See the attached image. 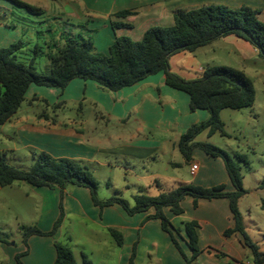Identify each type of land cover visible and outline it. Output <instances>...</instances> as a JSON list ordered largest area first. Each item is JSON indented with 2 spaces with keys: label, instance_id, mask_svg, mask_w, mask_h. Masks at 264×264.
I'll list each match as a JSON object with an SVG mask.
<instances>
[{
  "label": "crops",
  "instance_id": "obj_1",
  "mask_svg": "<svg viewBox=\"0 0 264 264\" xmlns=\"http://www.w3.org/2000/svg\"><path fill=\"white\" fill-rule=\"evenodd\" d=\"M23 1L42 11L35 14L37 19H32L34 14L11 1L0 0V47L22 40L18 59L33 61L40 69L42 64L37 59L46 54L42 44L47 43V33L51 31L47 19L55 15L85 18L95 50L104 54L108 53L116 36L139 40L151 26L173 24V12L178 8L210 3L232 7L246 5L257 9L259 19L264 22V0H63L65 6L60 7L49 4L51 0ZM125 9L133 13L126 17L114 16ZM112 22L128 23L130 26L113 28ZM221 38L235 45L237 59L243 66L249 65L258 56L257 50L242 38L232 34ZM43 67L45 70L47 63H43ZM169 68L181 76L173 67ZM200 70L204 68L200 67ZM189 102L187 93L165 84L163 71L116 91L81 78H73L63 89L32 83L15 114L0 125V154L9 164L22 169L29 168L41 151L54 158H70L89 170L91 167L113 168L118 163H125L121 185L128 189L130 180L126 179L133 178L131 185L137 190L136 194L156 195L186 183L205 187L223 185L225 190L230 191L233 186L220 158H212L195 148L191 160L187 162L178 149L180 136L191 125L208 117L206 110L191 111ZM192 164H197L195 171H191ZM136 165H141L142 172L135 171ZM91 172L94 173L95 168ZM19 182L29 186V191L37 195L40 209L46 213V222L51 227L58 215L60 189ZM15 183L0 186V191L20 186ZM105 185L111 195L118 191L122 196L116 188L117 182L111 184L106 181ZM99 190L100 186L98 193ZM150 191H154L153 194ZM193 203V198L186 196L181 201L183 212L178 215L168 207L163 209L172 225L180 229L177 239L185 254L189 256L190 250L185 242L183 223L196 220L201 250L197 258L199 264H253L251 251L243 244L241 235L238 232L224 235L226 229L234 226L229 200L200 198L196 206ZM63 204L65 215H74L79 220H90L102 228L111 227L121 232L123 244L120 249L128 252V256L136 243V262L148 258L150 261L154 259L156 264H185L169 235L161 229L159 220L143 222L147 215L154 212L153 208L128 215L115 203L100 210L92 203L88 188L72 185L63 189ZM59 231L60 228L56 236ZM257 244L264 252V246ZM1 246H4L2 242ZM53 250L49 255L52 264L55 248ZM219 252L225 256H219Z\"/></svg>",
  "mask_w": 264,
  "mask_h": 264
},
{
  "label": "trees",
  "instance_id": "obj_2",
  "mask_svg": "<svg viewBox=\"0 0 264 264\" xmlns=\"http://www.w3.org/2000/svg\"><path fill=\"white\" fill-rule=\"evenodd\" d=\"M31 14L41 13V8L23 0H9ZM132 10H121L114 14L126 17ZM112 27H129L128 23L112 22ZM87 37L60 34V45L50 41L45 54L48 66L37 70L33 61L19 60L17 52L23 41L0 47V125L8 121L25 99V92L30 84L57 87L63 89L73 78L93 80L107 90L116 91L131 86L148 75L163 71L164 81L168 86L189 95L191 111L206 110V120L191 125L178 141V149L185 161L191 160L192 151L200 149L212 158H220L233 189L225 190L223 185L205 187L195 183L179 184L156 195L144 193L132 196V203L120 196L118 191L107 198L98 196L99 184L92 172L80 162L70 158H54L47 152H38L32 165L27 169L9 164L0 154V186L14 182H26L32 186L58 187L60 189L59 214L50 231H41L36 226H21L24 243L30 235L54 234L64 217L61 201L63 189L69 185L88 188L92 203L102 210L106 206L119 204L128 215L154 209L143 220H159L161 229L166 232L185 264H199L197 258L201 252L198 245L196 220L185 221L183 232L185 242L190 250L186 255L177 236L180 229L174 227L163 209L168 207L175 214H181V201L190 196L194 206L197 200L227 198L233 217L234 226L224 231L225 236L238 232L243 244L251 251L253 264H264V252L245 230L243 217L238 209V200L246 190L242 186L241 163L247 164L245 155L227 151L208 142L195 141L196 136L206 131L210 136L215 132L226 135L224 123L219 112L222 109H241L250 107L255 101L253 80L243 70L230 66H210L203 70L196 79L187 80L173 73L168 64L170 55L208 45L215 40L235 35L253 46L264 62V22L258 17V10L246 5L230 7L223 4H203L192 8H178L173 12V24L169 26H151L141 39L133 40L128 36H116L109 46L108 53L97 52L90 32ZM264 209V200L261 203ZM118 246L123 244L121 232L107 228ZM0 241H4L0 237ZM55 258L53 264H74L73 252L68 244L54 242ZM136 253V243L132 245L128 264H132ZM219 256H225L219 252ZM20 255H16L17 264H22Z\"/></svg>",
  "mask_w": 264,
  "mask_h": 264
},
{
  "label": "rangeland",
  "instance_id": "obj_3",
  "mask_svg": "<svg viewBox=\"0 0 264 264\" xmlns=\"http://www.w3.org/2000/svg\"><path fill=\"white\" fill-rule=\"evenodd\" d=\"M49 4L57 7L65 6L63 0H51ZM31 18L37 19L35 14ZM47 22L51 24V31L47 33V43L42 44L43 52L48 49L50 41H56L59 45L62 43L58 37L60 34L87 37L89 31L91 35L85 18L55 15L48 18ZM235 50L233 43L219 38L194 53L178 52L170 55L168 64L187 80L200 77L203 72L200 67L206 69L210 66L244 69L252 78L255 87L253 105L236 110L225 108L219 112L226 135L215 132L208 136L202 131L195 140L222 148L231 156L235 153L246 156L247 164L241 163L242 186L246 192L238 200V209L249 237L264 246V209L261 208L264 200V62L256 56L249 65L243 66L237 59ZM37 60L42 64V70H44L43 63H47L48 66L45 55ZM41 69L37 67V70ZM124 166L125 163H118V166L113 168L91 167V170L95 168L92 174L100 186L99 197L111 195V191L107 190L105 185L106 181L111 184L117 182L116 188L121 192L122 197L132 203V196L137 190L131 185L133 180L131 177L126 179L130 180L128 189L121 185L124 180L122 179ZM135 171L142 172L141 165H136ZM15 184L20 186L7 187L0 191V237L4 240L0 241L4 245L0 247V264H17L15 258L17 254L20 255L22 264H37L38 261H41L39 264H52L49 262V255L51 256L54 242L70 246L74 264H128V252L123 251V248L120 249L107 229L91 223L90 220H79L74 215H65L63 200L61 203L66 217H63L58 227L59 234L56 236L58 229L50 235L33 234L24 243L21 226H36L41 231H50L52 226L50 227L46 222L47 215L40 209L37 195L29 191L27 188L29 186L26 184L21 182ZM153 192L150 191L151 194ZM59 204L60 197L57 205L58 214ZM30 238L33 239L29 240ZM132 264H156V261L146 258L136 262L134 258Z\"/></svg>",
  "mask_w": 264,
  "mask_h": 264
},
{
  "label": "built area",
  "instance_id": "obj_4",
  "mask_svg": "<svg viewBox=\"0 0 264 264\" xmlns=\"http://www.w3.org/2000/svg\"><path fill=\"white\" fill-rule=\"evenodd\" d=\"M196 168H197V164H192L191 165V171H195Z\"/></svg>",
  "mask_w": 264,
  "mask_h": 264
}]
</instances>
